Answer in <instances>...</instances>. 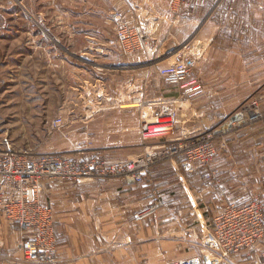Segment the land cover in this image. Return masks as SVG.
<instances>
[{"label":"crops","instance_id":"0c3cea01","mask_svg":"<svg viewBox=\"0 0 264 264\" xmlns=\"http://www.w3.org/2000/svg\"><path fill=\"white\" fill-rule=\"evenodd\" d=\"M165 4L128 0L126 7H132L151 32L147 50L135 56L136 64L126 66L133 78L142 76L132 78L137 93L108 98L109 112L68 110L62 115L66 125L61 132L71 146L62 153L133 160L158 143L139 136L147 100L138 90L148 84L143 74L154 68L158 74L165 56L187 41L198 57L192 78L201 83L204 94L188 101L178 86L160 79L159 99L174 101L178 109L175 131L168 139L217 128L251 98L259 100L263 116L220 134L213 161L217 183L201 170L178 176L170 163L155 166L141 183L44 181L43 201L55 221L57 264H173L194 255L202 256L203 264H213L204 247L213 218L226 205H243L253 196L264 203V82L251 76L263 67L259 42L264 40V0H191L179 16L168 10V1ZM166 46L169 53L157 58L156 52ZM153 57L157 59L151 61ZM120 62L115 69H124L125 60ZM140 213L141 218H135ZM20 240L18 225L0 212V264H32L23 259ZM262 252L264 239L251 253L232 257H237V264H251Z\"/></svg>","mask_w":264,"mask_h":264},{"label":"built area","instance_id":"2783aa9c","mask_svg":"<svg viewBox=\"0 0 264 264\" xmlns=\"http://www.w3.org/2000/svg\"><path fill=\"white\" fill-rule=\"evenodd\" d=\"M191 0H169V11L179 16L188 10ZM116 44L123 56H131L148 48L151 32L148 24L130 6L111 13ZM172 61L158 69L160 79L180 88L188 101L204 94L201 83L192 78L197 56L191 43L183 44L172 55ZM149 112L142 115L138 133L143 141L157 140L133 160L84 158L70 153L32 154L15 150L8 141L0 148V212L18 225L21 233L19 251L32 264H57V244L54 235V215L43 201V182L60 180L76 183L82 179L123 180L141 183L158 165L170 163L178 176L197 170L217 183L213 161L218 150V138L233 126L252 124L263 114L259 102L252 99L240 111L217 128L197 132L188 137L168 139L177 125V107L172 100L147 101ZM63 116L50 120L51 130L62 131ZM160 202L154 206L158 207ZM264 203L253 196L243 205L228 204L213 218L206 233L205 248L213 264H232L231 258L244 251H253L264 239ZM142 213L135 218H141ZM264 256V252H262ZM204 258L194 255L173 264H203Z\"/></svg>","mask_w":264,"mask_h":264},{"label":"rangeland","instance_id":"374dc122","mask_svg":"<svg viewBox=\"0 0 264 264\" xmlns=\"http://www.w3.org/2000/svg\"><path fill=\"white\" fill-rule=\"evenodd\" d=\"M167 1L155 0L158 5ZM127 4L128 0H0V148L8 141L15 150L32 154L65 152L71 145L61 131L49 128L50 120L68 110L109 112L108 98L126 99L137 93L133 79L142 76L133 78L126 66L136 64L135 56L141 57L142 52L120 53L110 17ZM259 45L262 72L251 76L264 82V40ZM169 48L158 50L157 58L169 53ZM175 52L165 56L164 65ZM122 59L124 69H115ZM143 75L148 84L138 90L142 99L160 100L157 70ZM150 109L147 104L141 114ZM236 258H231L232 264H237ZM263 259L260 253L251 264H262Z\"/></svg>","mask_w":264,"mask_h":264},{"label":"water","instance_id":"95a60500","mask_svg":"<svg viewBox=\"0 0 264 264\" xmlns=\"http://www.w3.org/2000/svg\"><path fill=\"white\" fill-rule=\"evenodd\" d=\"M174 54V53H173ZM164 58V57H163ZM163 58H160V60H163Z\"/></svg>","mask_w":264,"mask_h":264}]
</instances>
